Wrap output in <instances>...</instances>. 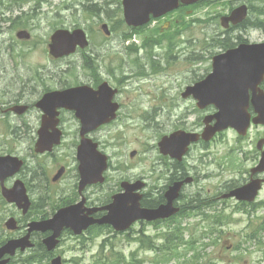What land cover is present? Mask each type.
I'll return each mask as SVG.
<instances>
[{"label": "rangeland", "instance_id": "374dc122", "mask_svg": "<svg viewBox=\"0 0 264 264\" xmlns=\"http://www.w3.org/2000/svg\"><path fill=\"white\" fill-rule=\"evenodd\" d=\"M113 1L0 0V153L26 157L30 171H35L34 165L42 160L34 150L42 112L38 108L28 115L7 112L18 101L34 103L45 88L55 90L84 83L94 86L102 80L121 89L116 100L123 103L122 112L116 121L93 135L111 161L105 184L87 192L89 198L97 202L111 199L120 191L119 184L123 180L144 178L148 184L144 193L152 190V183L164 185L169 176L164 169L169 168L170 160L158 150L160 138L176 129L203 130L206 114L213 113L198 109L193 98L185 99L181 93L211 71L212 57L223 51L224 36L231 37L230 45H234V38L239 35L242 36L240 42H264V28L225 33L220 25V17L243 2L250 6L251 21L264 19V15L258 17L264 0H204L188 8L192 9L191 14L183 8L138 30L121 21L122 14L114 10ZM93 3L103 8L89 14L83 5ZM103 5L109 7L111 16ZM106 20L112 30L109 37L101 31ZM78 27L87 32L90 46L62 60L53 59L48 52L51 34L58 28ZM19 30H28L32 38L19 40ZM92 54L91 63L86 58L92 59ZM87 60L92 67L86 64ZM129 76L133 77L131 81L120 82ZM63 118L68 135L55 154L56 161L46 162V167L52 172L53 165L60 163L59 166L67 165L70 170L55 186H46L47 182L43 183L36 176L31 182L35 204L29 216L23 217L21 211L8 202L2 205L0 235L5 239L17 237L20 232L6 231L3 222L9 217L20 219L24 227L32 219L52 216L57 210L53 207L61 204L62 199L75 197L73 140L79 136L80 124L71 111L64 112ZM262 137L264 127L255 125L246 136L228 129L208 145L192 147L185 160L195 180L192 187H186L184 203L196 196L188 194L202 191L201 199L213 205V208L204 206L208 215L195 211L177 217L166 225L169 227L136 222L127 233H116L112 228L87 237L68 233L62 237L57 253L64 256L65 264H117V256H123L119 264H186L187 261L191 264H264V228L261 227L264 188L250 213L249 205L215 195L224 192L225 181L240 177L258 163L261 152L257 150V142ZM133 151L136 155L132 157ZM161 157L167 161L166 165L159 166L165 162ZM203 200L201 203L205 202ZM212 209L216 211L211 212ZM213 215L223 221L218 223ZM173 228L184 232L183 241L177 251L165 253L159 247L165 233ZM144 237L146 249L141 243ZM150 239L155 247L148 249ZM191 239L196 240L194 250L185 244ZM101 245L107 247V252H99ZM30 253L18 254L15 264H21ZM103 255H108L107 262L98 260Z\"/></svg>", "mask_w": 264, "mask_h": 264}, {"label": "water", "instance_id": "95a60500", "mask_svg": "<svg viewBox=\"0 0 264 264\" xmlns=\"http://www.w3.org/2000/svg\"><path fill=\"white\" fill-rule=\"evenodd\" d=\"M187 5L200 0H181ZM179 0H123L124 17L129 26L138 27L149 22L150 16L159 17L178 8ZM248 13L247 5L234 9L230 15L221 18L222 25L229 27L230 22L238 24L243 22ZM107 24L103 29L109 34ZM22 39L30 38V34L22 30L18 32ZM77 44L84 47L86 33L78 28L73 31L58 29L51 36L49 43L50 54L56 58L75 52ZM213 71L203 80L188 86L182 93L183 97L193 96L198 100L197 106L201 109L214 105L217 111L205 117V128L201 134L177 130L170 135H165L159 141L160 152L164 155L182 160L192 143L202 138L210 141L218 132L232 127L241 135H246L253 121L254 124L264 125V92L259 89V84L264 77V42L256 44L243 43L225 53L214 56ZM253 91L252 104L258 115L253 117L248 111L250 107V94ZM260 91V92H259ZM116 90L107 83L93 90L88 86L69 88L66 90L49 92L43 96L37 106L45 111L44 123L39 131L37 151L51 150L54 144H60L62 131L57 127L59 123L58 108L74 110L81 122V143L78 147L79 170L81 174L80 192L88 184L104 182V171L108 167V157L98 150V143L86 134L94 131L102 124L115 119L119 105L113 102ZM14 110L23 113V106H15ZM52 129L53 132H49ZM264 138L258 143L262 149ZM135 152L132 153L134 155ZM23 161L16 156H0V178L15 175L22 167ZM64 169L54 177L58 180ZM254 171H264V152L262 159ZM188 179L187 181H189ZM184 182H178L166 194L168 202L157 208L142 207L143 195L136 190L144 187V183L137 181L134 184L123 182L125 192L113 196V201L104 207L86 208V199L61 208L52 218L29 223L28 233L20 238H13L0 247V264H6L10 258L3 259L6 255H15L17 249L25 250L32 247L30 237L33 231L50 232L43 239L49 251L54 250L60 242L59 237L65 228L71 229L76 234H81L90 225L112 224L117 230L128 229L137 220L153 221L160 218H169L179 212L180 208L173 205L179 196L178 191ZM261 180H252L250 183L232 190L224 197L254 201L261 189ZM3 195L9 202H14L26 214L31 206V201L26 193L22 180H17L11 189H3ZM108 210L101 218H95L94 213ZM12 230L18 228L17 220L12 217L7 223ZM52 264H63L61 257L52 260Z\"/></svg>", "mask_w": 264, "mask_h": 264}, {"label": "flooded vegetation", "instance_id": "af4514ba", "mask_svg": "<svg viewBox=\"0 0 264 264\" xmlns=\"http://www.w3.org/2000/svg\"><path fill=\"white\" fill-rule=\"evenodd\" d=\"M180 9H182V8H180ZM248 19H249V17H248ZM247 19V20H248ZM251 23L253 24L254 22H252L251 21ZM236 30H244L245 31V28H240V29H233V28H230V29H228L225 33H230V32H232V31H236ZM222 35H224V34H222ZM225 37H227V38H229L228 39V41H229V43H230V40H231V37L230 36H224L223 37V39L225 38ZM91 42V41H90ZM230 45V44H229ZM83 55H88V53H82ZM150 54H152V48H151V50H150ZM93 55V54H92ZM88 59H89V61L90 62H93L94 60V55H93V57H92V59L90 58V57H87ZM91 64V63H90ZM151 75V74H150ZM127 79H129V81H131L132 79H133V77L132 76H129L128 78L127 77H123V79L122 80H120V82L123 84V83H125L126 81H127ZM102 81H104V80H102ZM101 81V82H102ZM100 81L98 82V83H96V84H94V86L93 85H91V86H93L94 88H97L98 87V85L101 83ZM261 87L264 89V82H263V84L261 85ZM117 88V87H116ZM118 89V93H121V89L120 88H117ZM44 90H46V88L44 89ZM45 93V92H44ZM43 93V94H44ZM119 94H117V96H118ZM117 96L115 97V100H116V98H117ZM117 101V100H116ZM118 103H119V111H118V116H119V114L122 112V110H123V103H121V102H119V101H117ZM27 102H25V101H18V103H15V104H21V105H24V106H26V111L24 112V113H22V114H19V113H17L18 115H28L31 111H33L34 110V108H38V106H37V104H38V101H35L34 103H27ZM11 108V107H10ZM9 108V109H10ZM7 110V112H12L11 110ZM39 109V108H38ZM67 110H65V109H61L60 110V119H59V127L62 129V131H63V139L65 140V138H66V136L68 135V131H67V129L65 128V122H64V118H63V120H62V115H63V113L64 112H66ZM40 112H42L41 110H40ZM43 122H44V117H43V113L41 114V122H40V126H42V124H43ZM39 126V127H40ZM103 129V127L102 128H100L99 130H102ZM98 130V131H99ZM77 132L79 133V129H77ZM96 134V133H95ZM38 135V134H37ZM37 139V138H36ZM73 142L75 143V148H77V146H78V143H79V137H77V138H75L74 140H73ZM78 142V143H77ZM63 144H61L60 146H62ZM101 144H99V147L101 148V146H100ZM60 146H57V147H55L52 151H50V152H45V153H42V154H40V153H37L36 151H35V153H36V155L37 156H40L39 158H42V160H38L37 162H36V164L34 165V167H35V171H30L29 170V163H28V159L26 158V157H22V156H20V158H22L23 159V162H24V165L21 167V169L18 171V173L16 174V176H7V177H5L4 178V180H1V178H0V199H1V201H0V208L2 207V205L4 204V203H7V201H6V199L4 198V196H3V189L4 188H6V189H11L12 188V186H13V184H14V182H15V180H18V179H20V180H22L24 183H25V186H26V188H27V191H28V193H29V195L31 196L32 194H33V190H32V187H31V182L36 178V176L37 177H39L40 178V180L43 182V183H45V181L47 182V184H45L46 186L48 185V186H55V185H57V184H59V183H61V181H63V178L67 175V173L69 172V170H70V167L69 166H67V165H60L59 166V164L60 163H58V164H54L53 165V171L51 172H48L47 171V167H46V162H48V161H53V159L55 160V154H56V152L59 150V147ZM34 150H35V148H34ZM191 151V150H190ZM190 151L188 152V154L190 153ZM74 154H75V162H76V166L74 167V169H72L73 171H74V178H75V192L73 193V195H75V197L74 198H71V197H68L69 198V200H71L70 202H67V203H69V204H72V203H75V202H77V201H79V200H82L83 198H85L86 199V202H85V206H89V207H91V206H102V205H105V204H107V202H103V201H101V202H97V201H94V200H92L91 198H89V195L87 194V192L89 191V189L90 188H92V187H94L93 186V184H89L88 186H86L84 189H83V191L82 192H80V173H79V170H78V163H77V161H78V159H77V156H76V149H75V151H74ZM187 154V155H188ZM0 155H6V153H0ZM163 157H165V158H167V159H169L170 160V162H169V168H167V169H164V172L166 173V174H168L169 176H168V178H167V180H165V182L163 183L164 185H162V186H157V185H154L153 183H152V190L149 192V193H144V195H152V208H154V207H157V206H159L160 204H162V203H166V197H165V195H166V191L170 188V186L172 185V184H174V182H176V181H180V180H185L186 178H188V177H191L192 178V180H191V182H189V183H185L184 184V186L180 189V192H179V198L175 201V205L176 206H178V207H182L183 205H186L187 204V202H185L184 203V200H185V198H186V193H185V191L187 190L186 189V187L188 188L189 187V185H191V187L194 185V180H195V178H194V176L193 175H191L190 174V167L188 166V163L186 162V160L185 159H183L182 161H177V160H174V159H172V158H170L169 156H164V155H162ZM32 157V156H31ZM162 158V157H161ZM165 158H162V159H164V161H165ZM56 161V160H55ZM167 164V161H165L164 162V164H161V165H159V166H163V165H166ZM55 169H57V171H55V173H54V170ZM61 169H64V171H63V173H62V175L60 176V178H58V180H56V181H54L53 180V178L56 176V175H58V173H59V171L61 170ZM51 173H53V174H51ZM255 177H258L257 175H255ZM254 178V175H253V172H252V169H250V171L249 172H246V173H242V175L240 176V177H238V178H233V179H229V180H227V181H225L226 183H224L223 184V191L224 192H226V190H228L229 188H230V186H231V184H232V181L233 180H236V181H238L240 184H244V183H246L247 181H249L250 179H253ZM144 179V178H143ZM130 180V179H129ZM132 181H135L136 179L135 178H133V179H131ZM145 180V179H144ZM152 180H154V178H153V176H152ZM101 185H103V184H101V183H98L97 185H95V186H101ZM148 186V184L146 183V187ZM32 190V191H31ZM202 191H198L197 193H195V194H188V195H202V193H201ZM224 192H218L217 194H215V195H223V193ZM206 195V194H205ZM208 195H211V194H208ZM31 198H32V196H31ZM220 198V197H219ZM34 199L32 198V206H31V208H30V211L28 212V213H26V214H23V212H21L22 213V216L23 217H27V216H29V213L31 212V210L33 209V207H34ZM11 205H13V204H11ZM105 213V211L104 210H101V211H98V212H96L95 214H94V216L96 217V218H99V217H101L103 214ZM25 220H26V218H25ZM32 220H37V219H32ZM31 220V221H32ZM166 221H167V219L166 220H159L158 222H152V226H154V227H156V226H161V227H164L166 224ZM30 221H28V222H26V224H25V226L23 227V225H21L20 224V219L18 220V223H19V229L16 231V232H18V231H20L19 233H18V236H22V235H24V234H26V232H27V230H28V223H29ZM6 221H4L3 222V226H5V228H6ZM21 227H22V229H21ZM97 228H99L100 230H101V233L103 232V231H105L106 229H109V228H112L111 226H109V225H107V224H104V225H98V224H95V225H92V226H90L85 232H83L82 234H80L79 236L80 237H87V235H91V234H94V235H96L95 234V231H96V229ZM7 231V230H6ZM67 231H69V232H71L70 230H65V232H64V235L67 233ZM11 233V232H10ZM117 233H125V232H117ZM99 235V234H98ZM3 235H0V244H2L3 242H4V239L6 238H3L2 237ZM31 236H32V238H33V241H34V243H36L35 242V238H38V239H40V242H41V240H42V238L44 237V233L43 232H37V231H35V232H33L32 234H31ZM79 236H77V237H79ZM3 238V239H2ZM8 238H11V236H9ZM42 243V242H41ZM86 247L88 246V245H85ZM105 248H107V247H104L103 245H101L100 246V248L98 249L99 250V252L101 253H105V252H107L106 250H105ZM53 255H61L62 257H63V260H64V263H65V258H64V256L61 254V253H57V250L54 252V253H51V255L50 256H53ZM108 259H109V257H108V255H103V256H99L98 257V260H101L102 262H107L108 261ZM97 260V261H98Z\"/></svg>", "mask_w": 264, "mask_h": 264}, {"label": "trees", "instance_id": "16d2710c", "mask_svg": "<svg viewBox=\"0 0 264 264\" xmlns=\"http://www.w3.org/2000/svg\"><path fill=\"white\" fill-rule=\"evenodd\" d=\"M112 4H116V7L114 8V10H119L120 9V5H121V0H114ZM107 5H110V4L107 3ZM83 6H84V8H86V12L89 13V14H93L95 12L98 13L103 8L102 6L98 5L97 3H93V4H90V5L89 4L88 5H83ZM104 7L108 11V16H111L109 14L110 13L109 7H107V6H104ZM261 15H264V8H261L260 9V7H259V9H258V17H260ZM12 22L13 23L16 22L15 18L12 19ZM249 23H251V20L250 19L246 20L240 27L241 28H245V27L248 26ZM250 26H257V27L264 28V21L257 20V22H255L253 24L251 23ZM228 39L229 38H227V37H225L224 39H222V41H221L222 42L221 43L222 44L221 48L225 49V48H228L229 46H231V45H229ZM237 39L240 40L241 38L238 37ZM88 60L86 61V64L89 67H92V65L90 64V62H88ZM149 198H150V195H145L144 196L143 205L149 206V207L152 206V199H149ZM201 198H202V195H196L194 198L189 199L190 201L187 203V205H184L183 206L182 210L179 213V216H185V215H188V214H193L195 211H198L200 213H203V214L208 215L203 210V208H204V206H207V207L210 206L209 208H213V205H211V202L205 201V200H203ZM201 200H203L205 202H202L201 203ZM195 202H199L200 204L199 205H193ZM62 204H65V202L63 201ZM59 206L60 205H57L56 208H58ZM56 208L53 207L54 210ZM215 211L216 210L213 211V209H212L211 212H215ZM215 216H217V215H213V217L215 218V221H217L218 223H221V220L222 219L221 220L216 219ZM95 232H96V235H98V234L101 233V230L99 228H97ZM183 235H184V232H182V231L177 232L176 231V228L171 229V232L167 231L165 233V235H164L165 236L164 237V242L159 247V250L164 251L165 253H173V251H177L178 246L180 244H182L183 237H184ZM145 240H146V237H144V238L141 239L142 244H144V245H142V247H144V248H146L145 247V244H146L145 243ZM193 240L191 239L190 242H187V241L185 242V244L187 243L188 246L190 247L189 248L190 250H194L195 245H196V240L195 239H193ZM151 242H152V240L150 239L149 242H148L147 247H151L152 246ZM47 256H49V253L46 251L44 245L40 242V239H37V241H36V248L34 250H32V252L29 255H27L23 260H21V264H42V263H44L43 260L45 258H47ZM119 257L117 256V258H119ZM122 259L123 258L121 257V260ZM121 260H120V258L117 259V264H119L121 262ZM167 262H170V257L169 258L167 257ZM15 263H17V262L14 261L12 264H15ZM186 264H191V263H190V261H187Z\"/></svg>", "mask_w": 264, "mask_h": 264}, {"label": "bare ground", "instance_id": "6f19581e", "mask_svg": "<svg viewBox=\"0 0 264 264\" xmlns=\"http://www.w3.org/2000/svg\"><path fill=\"white\" fill-rule=\"evenodd\" d=\"M249 17V16H248ZM253 22V21H252ZM219 43V42H218ZM90 46V39H89V36H88V34L86 35V44L84 45V47L83 46H81V44H77V46H76V48H75V51L77 52V51H79V50H82V49H87L88 47ZM24 108H25V111H26V106H24V105H22ZM9 110H11L12 112H14V113H18L17 111H15L14 110V105L9 109ZM24 111V112H25ZM23 112V113H24ZM19 114H22V113H19ZM23 165H24V162H23ZM22 165V166H23ZM46 192V191H45Z\"/></svg>", "mask_w": 264, "mask_h": 264}]
</instances>
